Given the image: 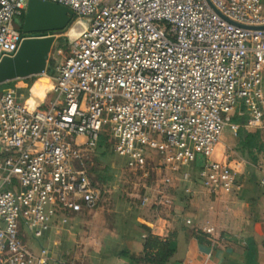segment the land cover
Masks as SVG:
<instances>
[{
	"label": "built area",
	"instance_id": "1",
	"mask_svg": "<svg viewBox=\"0 0 264 264\" xmlns=\"http://www.w3.org/2000/svg\"><path fill=\"white\" fill-rule=\"evenodd\" d=\"M49 1L82 29L55 59L44 107H27L18 87L0 92V264L56 260L40 240L99 206L87 161L103 138L138 172L154 153L189 180L202 155L200 178L216 190L240 188L230 164L211 159L224 132L264 134V0ZM27 2L0 0V60L49 35L16 27ZM260 169L264 185V146Z\"/></svg>",
	"mask_w": 264,
	"mask_h": 264
},
{
	"label": "crops",
	"instance_id": "2",
	"mask_svg": "<svg viewBox=\"0 0 264 264\" xmlns=\"http://www.w3.org/2000/svg\"><path fill=\"white\" fill-rule=\"evenodd\" d=\"M3 89L0 87V92ZM248 132L255 139L251 152L242 149L244 157L237 156L231 148L233 143L223 138L211 154V159L230 164L240 188L212 190L203 184L199 174L204 163L202 155L190 167L189 180L161 167V159L155 155L145 171L150 174L151 167L156 176L147 178L151 185L138 198L141 202L147 195L148 202H141L140 208L132 205L117 219L100 224L93 249H84L85 254L76 258L78 262H67L62 256L61 237L70 231L72 221L83 220L101 206L102 190L96 209L70 212L66 222H59L40 240L53 248L56 260L52 264H145L148 231L169 239L174 251L165 264H264V185L260 169L264 134L258 130ZM30 244L35 245L34 241Z\"/></svg>",
	"mask_w": 264,
	"mask_h": 264
},
{
	"label": "rangeland",
	"instance_id": "3",
	"mask_svg": "<svg viewBox=\"0 0 264 264\" xmlns=\"http://www.w3.org/2000/svg\"><path fill=\"white\" fill-rule=\"evenodd\" d=\"M80 25V22L75 18L64 31L55 32L57 40L50 55L51 68L46 70V74L42 73L23 79L12 80L14 87H18L20 92H22L24 97L23 102L27 107H43L46 105L48 98L52 96L55 83L54 67L56 60L67 56L73 47H75L79 38L78 33L82 29ZM48 34H52V32ZM59 49H61V52ZM0 87L5 88L6 85H0ZM244 130L248 131L246 129ZM222 138L226 143H233V147L231 148L237 156L244 157L245 154L242 151V145L238 144L237 134L227 129ZM110 140L114 141L112 137H110ZM154 159L155 154L150 153L149 160L152 161ZM87 168L91 172L93 180L105 192L103 193V201L100 203L101 206L90 216H85L83 220L77 219L72 221V226L69 228L70 231H67L61 237L63 240L62 256L67 262L69 260H71L70 262H78L76 258L85 254L84 249H93V240L100 224L103 225V222H107L108 219H117L120 214H124L126 208L132 205L140 208L142 204L138 198L146 192V186L150 187L152 182L147 178L151 179L157 173L151 167L149 169L150 174H148V171H145L146 174H144L143 171L131 170L126 166L125 159L114 152L113 145L109 141L103 142L100 147L92 151L87 161ZM96 211H99L97 215H95ZM23 238L27 243H33V240L27 234ZM34 247L37 248L36 245Z\"/></svg>",
	"mask_w": 264,
	"mask_h": 264
},
{
	"label": "water",
	"instance_id": "4",
	"mask_svg": "<svg viewBox=\"0 0 264 264\" xmlns=\"http://www.w3.org/2000/svg\"><path fill=\"white\" fill-rule=\"evenodd\" d=\"M73 16V9L66 5L49 0H28L21 26L16 27L27 33L52 34L25 38L14 55L3 57L0 60V84L49 70L50 55L57 40L53 31L65 29Z\"/></svg>",
	"mask_w": 264,
	"mask_h": 264
},
{
	"label": "trees",
	"instance_id": "5",
	"mask_svg": "<svg viewBox=\"0 0 264 264\" xmlns=\"http://www.w3.org/2000/svg\"><path fill=\"white\" fill-rule=\"evenodd\" d=\"M75 18L76 17L73 16L71 22ZM65 29L53 31V33L62 32ZM41 33H48V32H41ZM13 81L6 82L4 84L6 85V87L3 90L14 87ZM0 85L4 86L3 84H0ZM234 120L242 121L241 118L236 117V116L234 117ZM237 135H238L239 142L242 145V149L244 151L251 152L249 148L253 145L254 139H255L253 135L251 134V132L245 131L243 128H241L238 131ZM105 141L106 139L103 138L102 143ZM197 238L199 240H203V238L200 235H197ZM144 251H145V264H165L168 261V259L171 257V255L173 254L174 249L170 246L169 239L163 238L159 235H155L151 231H148L146 239H145V243H144Z\"/></svg>",
	"mask_w": 264,
	"mask_h": 264
}]
</instances>
